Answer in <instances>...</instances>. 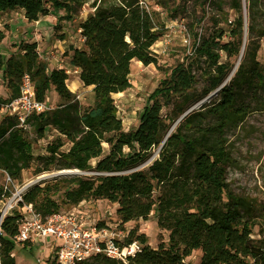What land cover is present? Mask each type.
Listing matches in <instances>:
<instances>
[{
	"label": "trees",
	"instance_id": "16d2710c",
	"mask_svg": "<svg viewBox=\"0 0 264 264\" xmlns=\"http://www.w3.org/2000/svg\"><path fill=\"white\" fill-rule=\"evenodd\" d=\"M49 1L53 8L65 11L61 19H73L87 3L94 9L79 24L83 47H71L70 64L81 81L92 86L95 101L82 106L68 88L66 70H50L36 41L20 42L17 52L8 56L0 54V71L9 90L1 101L21 95L25 75L39 101L46 103L52 89L61 99L56 107L29 116L33 136L16 117L0 122V172L22 182L24 171L35 160L41 164L35 169L37 175L55 169L93 171L92 175H61L67 177L58 183L76 184L65 191L67 202L77 206L90 198L107 199L117 205L121 224L147 220L154 212L159 228L168 232L167 241L151 248L146 234L132 228L124 241H117L120 246L140 245L126 262L97 254L78 264H190L186 259L198 249L202 257L197 264H249L248 259L264 264V239L252 235L257 205L232 192L227 183L233 162L227 132L251 113H264V67L253 46L254 33L264 35L257 24L258 0H245L247 26L243 0H231L237 16L229 29L230 40L223 41L225 31L219 30L197 44L195 51L208 66L202 88L193 67L179 63L149 95L137 126L130 131L124 130L113 94L132 86L134 59L160 68L153 46L165 33L161 12L145 0ZM150 1L167 15L173 16L177 8L173 0ZM15 10H23L29 22L50 14L46 0H0V23L4 14ZM5 37L0 30V42ZM231 58H239L234 76ZM165 107L169 108L164 115ZM49 129L61 137L47 145L48 155L35 157L33 144ZM66 142L69 147L64 149ZM51 191L41 184L28 186L19 205L33 204L46 216L59 209L46 198ZM11 194L0 184V204ZM21 217L13 212L1 221L0 264H16L14 238Z\"/></svg>",
	"mask_w": 264,
	"mask_h": 264
},
{
	"label": "rangeland",
	"instance_id": "374dc122",
	"mask_svg": "<svg viewBox=\"0 0 264 264\" xmlns=\"http://www.w3.org/2000/svg\"><path fill=\"white\" fill-rule=\"evenodd\" d=\"M46 1L50 14L41 16L38 21L29 22L25 18L23 10L4 14L0 23V30L5 32L6 37L0 42V54L8 56L11 52H17L14 47L18 46L20 42L36 41L38 53L42 60L47 63L49 69H65L68 73L67 85L70 91L76 95L83 107L91 106L95 101L92 87L86 86L81 81L79 71L70 64V57L72 54L71 47H83L79 24L94 9L90 3H87L79 9L73 19H61L64 17L65 11L53 8L50 1ZM145 1L152 8L161 12L166 28L163 36L153 46L154 52L158 55L160 68L154 64L144 65L136 60L133 61L130 74L132 86L124 92L113 94L118 116L122 119L126 131L137 126L140 113L148 103L149 95L179 63L189 64L193 67L200 79L199 87L202 88L205 84L204 74L208 66L205 59L196 53L195 48L204 36H209L213 31L224 30L222 40H230L229 29L237 16L236 11L231 7V0H173L174 4L177 5L173 16L167 15L164 9L152 1ZM256 15L258 26L264 30V0H258ZM246 21H248L247 16ZM249 40L247 36V43ZM253 46L258 48L257 59L264 67V35H260V31L253 35ZM222 60H227L224 54ZM238 60L239 58L230 59L231 62L235 63V66ZM2 80V72L0 71V99L5 100ZM60 102V97L52 89L48 93L46 104L49 108H54ZM199 107L196 106L195 109ZM168 108H164V115ZM9 117H16L14 111L3 110L0 113V122ZM26 128L33 136L30 126L26 125ZM227 136L233 157V162L227 170L228 188L235 194L251 198L256 203L258 216L255 219L252 235L256 239H264V113H251L241 125L230 129ZM60 137L56 130L49 129L44 138L33 144L32 151L35 157L48 155L47 145ZM68 147L69 143L66 142L63 148ZM92 163L95 165L96 161L94 160ZM38 165L41 164L35 160L32 168L24 171L22 182L8 181L6 173L0 172V184L12 192L11 196L0 204V216L14 193H17L26 184L39 179L30 186L36 184L50 186L52 191L47 194L46 198L52 199L58 205L59 209L55 211L69 212L79 208L78 211L83 212L85 209L90 211L91 208H94L95 211L89 213L88 222L92 221L90 223L109 228L111 232L116 234L115 237L120 242L124 241L132 228H137L139 232L146 234L148 247L156 248L162 240L167 241L168 232L159 228L154 212L147 220L141 219L121 224L116 215L117 205L107 199L90 198L74 206L65 200V191L75 187L76 184L58 183L59 178L67 176H50L60 171L57 169L37 175L35 169ZM78 174L92 175L94 172L87 171ZM7 211L9 213L19 212L20 209L15 206ZM15 243L13 255L16 264H50L53 261L54 253L50 248L51 243ZM201 257L202 251L198 249L186 261L190 264H197ZM248 263L252 264V261L248 259Z\"/></svg>",
	"mask_w": 264,
	"mask_h": 264
},
{
	"label": "built area",
	"instance_id": "2783aa9c",
	"mask_svg": "<svg viewBox=\"0 0 264 264\" xmlns=\"http://www.w3.org/2000/svg\"><path fill=\"white\" fill-rule=\"evenodd\" d=\"M49 109L45 102L36 98L34 87L28 75H25L21 86V95L9 102L0 100V113L3 110L14 111L19 120V126L26 128L27 120L33 113ZM7 180L12 181L6 174ZM11 199H13L12 202ZM21 193H14L4 207V216L7 210L17 206L21 214L19 230L14 240L17 243H51L50 248L54 253V264H78L91 259L94 255L101 254L126 262L129 255L140 250V245L134 242L130 245L120 246L116 234L107 227H100L89 221V213L94 208L83 210L74 209L69 212L55 211L46 216L38 211L33 204L19 205ZM2 210V211H3ZM79 212V213H78ZM13 213V212H11ZM8 212V214H11ZM81 215V216H80Z\"/></svg>",
	"mask_w": 264,
	"mask_h": 264
},
{
	"label": "water",
	"instance_id": "95a60500",
	"mask_svg": "<svg viewBox=\"0 0 264 264\" xmlns=\"http://www.w3.org/2000/svg\"><path fill=\"white\" fill-rule=\"evenodd\" d=\"M244 10H245V22H246V26H247V21H246V16H247V14H246V4H245V0H244ZM245 40H246V36H245V38H244V42H245ZM243 51V50H242ZM241 58V57H240ZM219 89H220V87L217 89V90H215V91H213L206 99H208V98H210L212 95H214V94H216L218 91H219ZM206 99H204V100H202L201 102H199L197 105H195V106H193V107H191L190 109H188L182 116H181V118L182 117H184L185 115H187L190 111H192L193 109H195V107L196 106H201L202 105V103L206 100ZM180 118V119H181ZM179 119V120H180ZM78 173H80V171L78 170V169H65V170H60V171H58L57 173H54L53 175H51V176H61V175H72V174H78ZM39 179H37L36 181H33V182H30V183H28V184H26L24 187H23V190L24 189H26L28 186H30L31 184H33V183H35V182H37ZM22 190V191H23ZM22 191L20 192V193H22ZM4 214V210L1 212V216H0V218H2V216H4L3 215ZM0 224H1V222H0Z\"/></svg>",
	"mask_w": 264,
	"mask_h": 264
},
{
	"label": "crops",
	"instance_id": "0c3cea01",
	"mask_svg": "<svg viewBox=\"0 0 264 264\" xmlns=\"http://www.w3.org/2000/svg\"><path fill=\"white\" fill-rule=\"evenodd\" d=\"M13 42H14V44H16L15 41H13ZM15 48L17 49V46H15L14 49H15ZM2 83H3V86H4V91H3V93H4L5 97L7 98V97L9 96V90L6 88V86H5L3 80H2ZM91 87H92V86H91Z\"/></svg>",
	"mask_w": 264,
	"mask_h": 264
},
{
	"label": "bare ground",
	"instance_id": "6f19581e",
	"mask_svg": "<svg viewBox=\"0 0 264 264\" xmlns=\"http://www.w3.org/2000/svg\"><path fill=\"white\" fill-rule=\"evenodd\" d=\"M136 59H134L133 61H135ZM136 61H138L139 63H141L142 64V62L141 61H139V60H136ZM237 66H238V62L236 63V66H235V68H234V71L232 72V75H233V73L236 71V69H237ZM231 75V76H232ZM117 94V93H116ZM51 176V175H50ZM23 190V188L22 189H19L18 190V193L19 192H21ZM13 201V199H11V201L10 202H12Z\"/></svg>",
	"mask_w": 264,
	"mask_h": 264
}]
</instances>
